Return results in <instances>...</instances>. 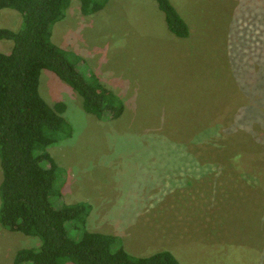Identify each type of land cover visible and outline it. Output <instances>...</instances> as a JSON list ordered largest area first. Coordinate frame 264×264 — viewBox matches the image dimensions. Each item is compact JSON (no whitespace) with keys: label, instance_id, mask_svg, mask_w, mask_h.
Listing matches in <instances>:
<instances>
[{"label":"rangeland","instance_id":"rangeland-1","mask_svg":"<svg viewBox=\"0 0 264 264\" xmlns=\"http://www.w3.org/2000/svg\"><path fill=\"white\" fill-rule=\"evenodd\" d=\"M170 1L190 27L186 39L152 0H109L91 16L72 0L53 27L52 41L125 110L100 120L42 71L40 94L65 103L73 129L48 149L64 170L51 201L90 204L87 231L119 234L135 257L170 251L181 264H264V0ZM20 21L17 11L0 14V28ZM11 49L0 41V51ZM41 244L0 224V264Z\"/></svg>","mask_w":264,"mask_h":264},{"label":"trees","instance_id":"trees-1","mask_svg":"<svg viewBox=\"0 0 264 264\" xmlns=\"http://www.w3.org/2000/svg\"><path fill=\"white\" fill-rule=\"evenodd\" d=\"M165 16L169 31L186 39L190 27L170 0H152ZM109 0H79L82 15L104 10ZM72 0H0L3 10L20 13L17 30L0 28V41L12 42L9 53L0 51V224L9 231L37 237L39 249H22L14 264H181L170 251L135 257L116 234L92 233L86 223L88 203L54 207L63 169L51 160L48 149L73 135L64 117L65 103L49 105L39 91L43 70L71 86L83 100L84 110L100 120L121 117L125 106L90 70H79L81 58L52 41L53 27L62 21ZM60 194V191H58ZM73 223L81 238L69 237Z\"/></svg>","mask_w":264,"mask_h":264},{"label":"crops","instance_id":"crops-1","mask_svg":"<svg viewBox=\"0 0 264 264\" xmlns=\"http://www.w3.org/2000/svg\"><path fill=\"white\" fill-rule=\"evenodd\" d=\"M119 235V234H118ZM120 236V235H119ZM123 239V238H122ZM163 241L166 240V239H162ZM124 244V243H123ZM125 249L127 250V248L125 247ZM128 251V250H127Z\"/></svg>","mask_w":264,"mask_h":264}]
</instances>
